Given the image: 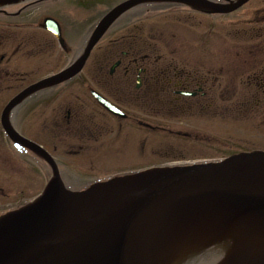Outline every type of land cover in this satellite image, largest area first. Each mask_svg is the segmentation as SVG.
<instances>
[{"label": "flooded vegetation", "instance_id": "1", "mask_svg": "<svg viewBox=\"0 0 264 264\" xmlns=\"http://www.w3.org/2000/svg\"><path fill=\"white\" fill-rule=\"evenodd\" d=\"M56 1L0 7V213L20 204L6 206L1 198L30 189L37 194L51 174L44 159L7 135L3 123L44 148L74 190L151 165L264 149V0H248L228 13L184 5L151 11L157 19L151 27L140 12L126 30L117 29L121 35L103 36L78 74L6 109L29 85L79 56L77 13L67 14V24L46 9ZM70 2L79 8V0ZM46 17L58 23L57 34L44 27ZM225 127L243 135L216 133ZM148 159L153 163L135 167ZM16 180L28 189L14 191Z\"/></svg>", "mask_w": 264, "mask_h": 264}, {"label": "water", "instance_id": "2", "mask_svg": "<svg viewBox=\"0 0 264 264\" xmlns=\"http://www.w3.org/2000/svg\"><path fill=\"white\" fill-rule=\"evenodd\" d=\"M151 1L224 11L245 0H125L100 19L77 61L23 96L75 74L121 13ZM26 145L53 166V175L33 201L0 215V264H172L184 251L215 242L227 252L217 264H264V151L151 168L73 191L49 155Z\"/></svg>", "mask_w": 264, "mask_h": 264}, {"label": "rangeland", "instance_id": "3", "mask_svg": "<svg viewBox=\"0 0 264 264\" xmlns=\"http://www.w3.org/2000/svg\"><path fill=\"white\" fill-rule=\"evenodd\" d=\"M82 1L89 2V3L92 2V1H101V2H104V1L106 2L107 1L106 3H99V4H97V6H96L97 9L95 11V14H97L98 12L104 11L111 4L115 3L118 0H82ZM70 5H71V2L69 0H61V1H56V2H54L52 4H49L46 9L49 10V11H51V12L58 13L61 16V18L64 20V22H66L67 24H69L70 21H68L67 12L68 11H72V10L69 9ZM87 7H91V6H87ZM64 9H66V11L63 13V10ZM79 14L80 15H78V13H77V17H78V21H79V23H78V26H79V36H83V35H85L87 33V31L89 29V24H91L93 22V20H94L93 18L95 16L92 17L93 16V12L92 11L85 12L83 10H79ZM148 22H150V19L148 20ZM225 128L226 129H223V130H219L218 129L216 131V133L220 134V132H224V133H221V135L222 134H225L228 137H230V136L232 137L235 134L238 135V136H242L243 135V133H238V132H243L239 128L238 129H235V130H232V128H229V127H225ZM255 132L256 131L253 130V131H250L249 133H255ZM153 160L148 159V160H146L144 162H140V160H137L138 162H135V164H137V165H135V167H141V166H144L145 164H147V165L148 164H151V163H153ZM125 165H127V164H125ZM4 167L7 170H12L10 165L4 164ZM112 167H113L112 165H111V167L109 166L108 171L112 170L111 169ZM117 167H122V165L117 166ZM84 169L91 176H93L95 174V172H93L91 170H88L86 168H84ZM24 184H22V182L16 180V188L13 189V190L14 191H23V190L28 189V188L22 189V186L21 185H24ZM36 186H38V185H35V187ZM36 192H37V190L30 189V190H27L25 193H19V192H17L16 194L8 195L6 197L1 198V200H2L3 205H6V206L16 205V203H19V202L20 203H23V202H26L29 199L33 198L36 195L35 194ZM199 264H201V262H199Z\"/></svg>", "mask_w": 264, "mask_h": 264}]
</instances>
